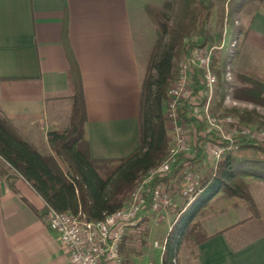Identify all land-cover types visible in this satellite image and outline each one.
<instances>
[{
  "label": "crops",
  "instance_id": "0c3cea01",
  "mask_svg": "<svg viewBox=\"0 0 264 264\" xmlns=\"http://www.w3.org/2000/svg\"><path fill=\"white\" fill-rule=\"evenodd\" d=\"M157 3L160 7L166 2ZM145 5L155 2L0 0V111L28 143L47 151V133L68 126L69 63L62 43L66 26L82 81L90 157L121 159L137 149L138 96L149 50L146 61H141L136 41L141 42V27L148 22ZM234 16L237 27L218 20L209 23L216 43L222 41L226 27L229 35L236 29V45L224 56L230 76L247 68L264 76V0L243 6ZM215 98L223 102L215 91L211 109ZM252 198L258 219H248L241 208H228L216 214L219 225L214 219L211 226L212 219L203 221L204 231L210 227L212 231L198 246L196 264H264V197ZM237 212L242 216L235 219ZM134 229L122 239L120 256ZM0 264H69L47 226L44 201L1 160Z\"/></svg>",
  "mask_w": 264,
  "mask_h": 264
},
{
  "label": "trees",
  "instance_id": "16d2710c",
  "mask_svg": "<svg viewBox=\"0 0 264 264\" xmlns=\"http://www.w3.org/2000/svg\"><path fill=\"white\" fill-rule=\"evenodd\" d=\"M255 1L263 0H179V11L173 19L169 14V2L161 7L144 6L154 39L138 96L139 145L128 157L121 159L98 160L89 155L82 81L64 26L62 43L69 63L66 72L70 99L68 126L48 132V150L41 151L28 143L0 111V160L42 198L46 210L75 215L80 209L86 221H103L123 206L131 189L168 154L171 144L166 127L165 99L176 79L179 58L195 47L214 46L216 42L209 30L213 11L221 25L232 26V17L237 11ZM216 54H212L210 67L217 78L215 91L222 101L231 86L225 79L229 60ZM233 77L236 84L231 86L232 100L264 108V76L247 68L234 73ZM177 112L189 125L194 122L180 110ZM253 114L252 110L237 118L249 126L253 124ZM195 128L197 140L201 143L207 140L202 136L203 123ZM223 147V154L214 165L203 163L199 168V187L189 200L184 197L186 208L165 236L160 264H180L178 256L182 249L187 250L188 259L196 264L198 246L211 237L204 231L203 221L228 208H241L248 219L260 217L250 188L255 182L264 184V144L255 137L238 135L231 142H223ZM202 152L198 144L192 161L180 154L170 171L155 179L151 186L159 180L166 183L180 178L178 172L183 164L187 161L190 167L200 164ZM148 208L149 199L143 210Z\"/></svg>",
  "mask_w": 264,
  "mask_h": 264
},
{
  "label": "built area",
  "instance_id": "2783aa9c",
  "mask_svg": "<svg viewBox=\"0 0 264 264\" xmlns=\"http://www.w3.org/2000/svg\"><path fill=\"white\" fill-rule=\"evenodd\" d=\"M221 47L222 44L218 47H195L179 58L176 79L168 88L165 99L166 127L171 133L172 144L167 156L131 189L120 209L106 216L103 221L91 222L86 221L79 212L74 215L47 208V226L56 234L59 245L66 251L69 264H120V243L128 229L140 225L145 216L143 208L146 200L149 199L148 210L154 213L172 206L171 195L164 182L159 180L153 186L151 183L166 175L180 154L185 158H194L189 154L182 125L184 121L177 110L196 124L203 123L202 136L207 140L200 146L209 165H214L221 158L223 142H231L238 135L253 137L251 129L237 118L210 112L217 85V78L210 67L211 58L214 50ZM225 79H231L228 67ZM230 102L234 104V100ZM258 132L256 137L263 138L264 131ZM211 138L216 141H208ZM202 165L196 164L193 170L190 167L182 168L178 172L181 179L180 194L188 197V200L199 187L201 175L197 168ZM163 245L164 241L161 249ZM154 246L158 247V244L155 242Z\"/></svg>",
  "mask_w": 264,
  "mask_h": 264
},
{
  "label": "rangeland",
  "instance_id": "374dc122",
  "mask_svg": "<svg viewBox=\"0 0 264 264\" xmlns=\"http://www.w3.org/2000/svg\"><path fill=\"white\" fill-rule=\"evenodd\" d=\"M154 2L156 7L158 6L157 2L161 4L163 2H169L171 4L169 8V14L171 16V19H173L174 15L177 14L179 11V0H154ZM213 20L214 23L215 20L217 21L215 11L212 12L209 23H211V21L213 22ZM232 22H233L232 25L233 27H237V25H239L237 16L232 17ZM213 27L215 28V25ZM215 30H217V28H215L214 31ZM141 36H142V40L141 42L140 40L136 41V46L139 53V59L145 62L147 51L149 50L148 48H150L154 39V30L152 25L149 24V21L146 22V24L141 27ZM235 37H236V29L235 28L232 29L231 34L229 35V28L226 27V29L223 30L222 41L214 44L215 47H218L219 45L222 44V47L214 50V53H217L216 55H218L220 58L224 57L225 55H228V53L232 54V49L236 45L234 41ZM231 44H233V46H231ZM177 67H178V61H177ZM226 81L229 82V85L231 86L236 84V81L234 80L233 76L231 77L230 80H226ZM231 86L227 89V93L225 97L222 99L223 100L222 103H219L217 98H215L214 105H212V109L210 108V111H212V114L214 115H218V116L231 115L237 118L238 115L247 114V113L249 114L250 111L253 110L255 112V115L254 114L252 115L253 124L249 125L248 127L251 129L253 133V137H255L259 142L264 144V137L260 138V136L256 137L255 135L259 133L258 131H264V127L259 128L257 126L259 124L264 125V108L243 102L234 101V104L231 103L230 102L232 100ZM226 96H228V99ZM182 125L184 126L186 132V137H187L186 143L189 148V154L191 156L193 155L194 157L195 156L194 154L198 149V144L199 146L201 145V142L197 140L198 137L195 136L196 133L195 127L197 124L193 122L192 124L189 125L188 123L184 122ZM168 134L170 137V144H172L171 133L169 130H168ZM202 156L203 155L201 154L199 160L200 164L206 163L205 158ZM186 160L192 161L193 158L188 157ZM188 161L183 164L184 165L183 168L190 167ZM195 166L196 164L191 165L190 167L191 170H193L192 168ZM164 184L171 195L172 206L169 209L158 213L150 212L148 210L145 211V216L142 218L140 225L134 229L130 237L126 238L127 243L126 245H124L123 251L121 252V256L123 257L124 264H160L161 253H162L161 246L163 244L165 236L167 235L173 222L178 219L180 213L182 212L184 206L186 205V200L180 194V185H181L180 178L171 179L170 181ZM250 193L255 198L264 197V186L261 183L255 182L251 185ZM239 215L242 216V213L237 212L235 219L241 217ZM218 216L219 215L210 217L209 219H212V221L211 223H208V226H211L214 220H217L218 221L217 225H219L220 224L219 218H216ZM226 220L232 221L233 219L225 218V221ZM210 228L208 229L206 228V233L212 231ZM155 242L158 244V247L154 246ZM178 259L180 264H192V260L190 261L188 259V254L186 249L181 250Z\"/></svg>",
  "mask_w": 264,
  "mask_h": 264
}]
</instances>
